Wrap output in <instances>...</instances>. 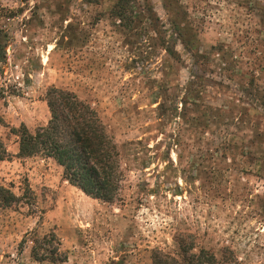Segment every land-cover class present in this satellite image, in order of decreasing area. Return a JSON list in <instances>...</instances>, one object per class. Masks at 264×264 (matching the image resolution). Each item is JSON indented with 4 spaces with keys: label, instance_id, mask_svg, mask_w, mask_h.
I'll return each instance as SVG.
<instances>
[{
    "label": "rangeland",
    "instance_id": "374dc122",
    "mask_svg": "<svg viewBox=\"0 0 264 264\" xmlns=\"http://www.w3.org/2000/svg\"><path fill=\"white\" fill-rule=\"evenodd\" d=\"M116 3L0 0L9 36L0 185L20 198L0 211V264H153L155 251L181 259L183 247L218 264H264V139L254 138L264 133V96L249 95L254 69L264 70V0H173L209 55L198 100L185 93L189 51L178 41L173 57L160 46L176 37L165 2H138L157 26L120 22ZM256 76L264 92V72ZM51 88L89 105L116 145L114 202L72 186L53 159H17L11 130L48 125Z\"/></svg>",
    "mask_w": 264,
    "mask_h": 264
},
{
    "label": "trees",
    "instance_id": "16d2710c",
    "mask_svg": "<svg viewBox=\"0 0 264 264\" xmlns=\"http://www.w3.org/2000/svg\"><path fill=\"white\" fill-rule=\"evenodd\" d=\"M84 1L89 4L100 2V0ZM145 1L148 2V0ZM163 1L169 17L170 29L176 37L171 38L174 41L173 47L169 45L165 37L161 38L160 46L173 57L175 55L174 45L178 41L189 51L194 63L191 72L192 80L186 87L185 93L198 100L203 92L200 89V82L203 78L200 73L204 70L202 66L208 63L209 55L200 51L190 29L182 27L184 25L179 21V13L173 0ZM138 2L139 0H117L112 17L129 25L133 24L135 18L138 17L141 21L147 20L157 26L156 21L159 22V19L157 17L155 19L152 6L148 3L147 8L139 12ZM158 33L161 34V31H157ZM8 41L9 36L0 28V63L7 61ZM217 50L221 52L222 49ZM259 72L262 73L264 70L258 67L254 69L250 83L252 90L249 91V95L254 99L260 95L264 96L262 88L257 84L256 73ZM47 102L52 116L47 126L39 128L35 133L30 132L24 124L18 129L11 130L19 138L20 148L17 158L30 159L41 155L53 159L64 169L63 178L72 186L79 188L94 199L108 203L114 202L120 178L118 172L119 154L116 145L107 135L96 113L73 93L56 88L50 89ZM184 104L186 108V101ZM192 105L198 107L194 101H192ZM4 124L5 121L0 116V126ZM254 138L260 144L264 139V133L255 131ZM0 160L4 161L5 157L0 155ZM262 162L264 163V161ZM28 190H30L29 186ZM19 201L20 198L10 188L0 185V211L14 206ZM53 238H56L55 235ZM45 240L46 238L43 241ZM38 242L39 240L35 241L36 244ZM40 249L43 250V247ZM182 251L181 259L161 251H155L153 264H218L215 257L205 251L200 255L191 254L190 249L186 247H183ZM51 254L59 256V249L56 248V251ZM33 258L37 261L44 260L39 257L37 246L33 248ZM54 260L56 262V259Z\"/></svg>",
    "mask_w": 264,
    "mask_h": 264
},
{
    "label": "crops",
    "instance_id": "0c3cea01",
    "mask_svg": "<svg viewBox=\"0 0 264 264\" xmlns=\"http://www.w3.org/2000/svg\"><path fill=\"white\" fill-rule=\"evenodd\" d=\"M28 129H29V131L30 132H32L31 130H30V128L29 127H27ZM19 148H20V146H19V142H18V148H17V153H19ZM18 159V158H17ZM18 160H22V161H27V160H25V159H18ZM4 162V161H3Z\"/></svg>",
    "mask_w": 264,
    "mask_h": 264
}]
</instances>
